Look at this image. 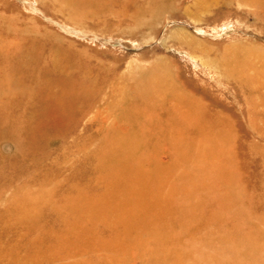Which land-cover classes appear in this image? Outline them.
<instances>
[{"label":"rangeland","instance_id":"obj_1","mask_svg":"<svg viewBox=\"0 0 264 264\" xmlns=\"http://www.w3.org/2000/svg\"><path fill=\"white\" fill-rule=\"evenodd\" d=\"M0 264H264V0H0Z\"/></svg>","mask_w":264,"mask_h":264},{"label":"bare ground","instance_id":"obj_2","mask_svg":"<svg viewBox=\"0 0 264 264\" xmlns=\"http://www.w3.org/2000/svg\"><path fill=\"white\" fill-rule=\"evenodd\" d=\"M169 178H170V177H169ZM170 179H171V178H170ZM173 181H174V180H173ZM171 182H172V181H171ZM171 182H170V183H171ZM148 189H149V188H148ZM166 192H167V191H166ZM151 236H152V235H151Z\"/></svg>","mask_w":264,"mask_h":264}]
</instances>
